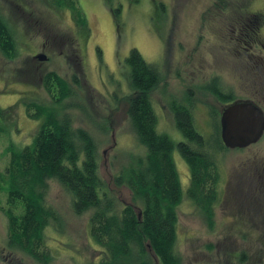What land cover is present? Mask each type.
<instances>
[{"label":"rangeland","instance_id":"obj_1","mask_svg":"<svg viewBox=\"0 0 264 264\" xmlns=\"http://www.w3.org/2000/svg\"><path fill=\"white\" fill-rule=\"evenodd\" d=\"M78 1L87 28H80L69 10L57 9L47 0H0V16L12 28L17 46L15 58L0 50V108L10 130V135L0 137L1 171L8 164V145L21 148L35 137L38 122L28 117L26 106L32 101L51 105L41 78L54 71L73 85L74 94L60 112L71 116L75 128L94 137L100 174L109 193L122 206L132 204L131 191L116 186L115 177L132 155L145 156L127 114L131 88L126 59L133 49L162 73L163 81L152 92L161 133L171 121L167 104L171 97H182L186 87L193 86L196 96L204 99L206 93L201 95L197 88L212 86L215 79L232 88L229 94L234 99L254 102L264 112V46L207 37L198 43L213 28L257 21L264 44V0H226V4L225 0H115L112 7L106 0ZM216 5L231 11L223 13ZM118 6L121 13L116 15ZM43 45L49 60H34L33 56L43 53ZM202 120L197 117V129L206 134L211 127ZM222 154L216 157L224 170L222 187L229 179L227 190L219 187L213 225L184 198L178 208V253L183 264H264V136L246 149ZM188 172L180 168L182 181L189 180ZM49 185L47 204L60 220L57 228L53 223L46 232L50 264L98 263L101 250L94 248L88 235L91 212L76 215L70 194L56 181ZM10 209L7 194L0 188V251L3 245L16 244L9 237L6 211ZM14 211L19 216L22 209ZM147 252L153 264H160L149 246ZM16 254L8 260L17 258Z\"/></svg>","mask_w":264,"mask_h":264},{"label":"trees","instance_id":"obj_2","mask_svg":"<svg viewBox=\"0 0 264 264\" xmlns=\"http://www.w3.org/2000/svg\"><path fill=\"white\" fill-rule=\"evenodd\" d=\"M47 1L57 9L69 10L80 28H87L78 0ZM114 1L106 0L111 7ZM114 11L119 15L121 6ZM12 31L0 16V50L9 58L17 56ZM126 62L133 69L129 74L131 95L127 114L145 156L132 155L130 163L115 177V185L131 191L132 204L122 206L109 193L100 174L94 137L83 128H75L71 116L60 112L74 94L73 85L57 72H47L43 87L52 103L32 101L26 106L28 117L38 122V131L26 146L8 145V164L0 170V188L6 192L11 207L6 211L9 237L16 243L10 244V248H23L41 263H51L46 232L53 223L57 228L60 220L55 209L47 204L50 181H56L70 194L76 215L91 212L88 235L102 254L100 261L93 264H153L148 246L160 264H183L177 243L178 208L184 198L192 201L213 225L221 178L216 158L207 154L205 144L212 141L216 154L228 151L219 137V126L216 138L207 139L195 128L187 111L181 109L185 116L179 124L193 143L192 147H178L188 159L191 172V185L184 189L172 158L174 143L161 133L151 101L152 92L161 81L158 66L146 62L136 49ZM4 135H10V130L0 108V137ZM16 207L22 209L19 216L14 213Z\"/></svg>","mask_w":264,"mask_h":264},{"label":"flooded vegetation","instance_id":"obj_3","mask_svg":"<svg viewBox=\"0 0 264 264\" xmlns=\"http://www.w3.org/2000/svg\"><path fill=\"white\" fill-rule=\"evenodd\" d=\"M219 4V3H218ZM225 4H226V0H225ZM220 5V4H219ZM216 5V9H218L219 11H222L223 13L225 12H229L231 11L230 7H225V6H219ZM229 8V10H227ZM243 7H239L238 10L244 11ZM67 11V10H66ZM231 13V12H230ZM206 25V24H205ZM261 26L259 22H255L252 23V25L250 24H239L237 23L236 26L230 25V26H219L218 29L213 28L214 30H212L210 32V34H206L202 35L198 38V43L202 42L205 40H210V41H215V42H226L228 41V43H235V44H246L248 42H251V45L253 44V46H255L256 48H258V46L263 45L262 39L260 37V30H261ZM205 29H212L209 27H206ZM230 31V34L227 33V31ZM250 45V46H251ZM43 53L41 54H45V46L43 45L42 48ZM39 54L33 56L34 60H38L37 56ZM47 56V60L45 62H47L49 59L48 55L45 54ZM158 70L160 72V76H161V81L160 83L163 81L162 80V73L160 71V68L158 67ZM133 69L132 68H128L127 73L132 75ZM44 77V76H43ZM41 82H43V78H41ZM215 85L213 86H203L201 88H197L200 91V94L202 95L204 92L206 93V97L204 99H200L199 97L196 96V90L194 89V87L192 86H188L186 87V90L183 92L184 96L182 95V97L179 96H172L171 99L167 102L168 104V108L170 110V116H171V121H169L167 123V127L165 126L163 133L166 134L174 143V150L172 152V158L174 160L175 166L177 168V171L179 173V177H180V181L181 184L183 186L184 189H188L191 185V172H190V166L188 163V159L183 155V153L178 149L180 144H184V145H193V143L190 141V137H188L185 132L183 131V129L181 128V125L179 124V119H183L184 118V113L183 111H181V109H184L187 111V113L189 114L190 119L193 120L194 122V126L197 129V124H196V120L197 117L199 119H203V124L207 126V124H209V126L211 127V130H208L206 132V134L201 133L198 129V131L205 136V138L207 139H211L212 137L216 138L217 136V126H219L220 131H219V137L222 141V135H221V118L222 115L224 113V111L228 108V106H231L233 104L236 103H242V102H251L249 100H243V99H234V95L229 94L230 91H232V88L229 86H222L220 85L222 82L219 81V83L217 82V79L214 80ZM182 93H180L181 95ZM187 95V97H186ZM186 97V98H185ZM205 100H209L210 102L207 104L205 102ZM151 101H152V97H151ZM254 103V102H252ZM153 104V103H152ZM213 104V105H212ZM256 106H258L256 103H254ZM212 105V108L210 107ZM209 106V107H207ZM154 107V106H153ZM260 108V106H258ZM261 109V108H260ZM218 110V111H217ZM262 110V109H261ZM216 129V130H215ZM210 143H206L205 146L207 148V154L210 155L211 153L213 154L214 158L218 157L219 154H216L214 149H213V144L212 141H209ZM223 143V141H222ZM224 145V143H223ZM192 147V146H191ZM225 147V145H224ZM226 148V147H225ZM228 149V148H226ZM230 150V149H228ZM223 155V154H222ZM186 168L188 169V174H189V180L186 181H182L181 176H180V168ZM219 171H220V183H219V187L220 190H227L226 188V184L228 182H225V186L222 187V183L224 180L223 177V167L221 165H219ZM222 171V172H221ZM227 173V172H226ZM230 176V173H229ZM253 189V188H252ZM2 251H0V264H43L41 263L39 260L35 259L33 256H31L29 253H26L24 251L23 248H10V246L3 245V247L1 248ZM15 250V251H14ZM36 250L38 251V247H36ZM18 251H20L21 253L24 254L21 256H18L17 254L19 253ZM9 252V253H8ZM8 253V255H7ZM17 253V254H16ZM11 254H16V256H18L17 258H11V260H8L9 256H11Z\"/></svg>","mask_w":264,"mask_h":264},{"label":"water","instance_id":"obj_4","mask_svg":"<svg viewBox=\"0 0 264 264\" xmlns=\"http://www.w3.org/2000/svg\"><path fill=\"white\" fill-rule=\"evenodd\" d=\"M38 60H47L45 54ZM222 141L226 148L246 149L264 136V112L252 102L236 103L224 111L221 118Z\"/></svg>","mask_w":264,"mask_h":264}]
</instances>
